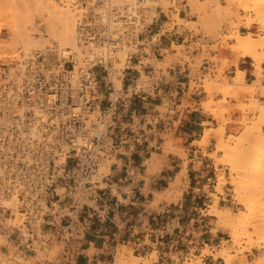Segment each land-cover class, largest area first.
<instances>
[{
  "label": "built area",
  "instance_id": "2783aa9c",
  "mask_svg": "<svg viewBox=\"0 0 264 264\" xmlns=\"http://www.w3.org/2000/svg\"><path fill=\"white\" fill-rule=\"evenodd\" d=\"M181 2L187 7V0ZM72 4L84 10L76 20L78 52L51 59L35 50L7 69L0 81V198H16L29 237L35 231V215L41 217L43 229L57 225L58 231L68 233L72 217L93 210L91 202L98 201L100 190L94 177L116 154L120 143L114 132L129 129L122 119L139 92L140 85L126 75L127 64L164 35L160 25L141 44L127 24H121L130 19L111 0ZM124 47L134 51L127 52L120 69ZM204 218L196 219L208 226ZM151 234L158 257L167 258L165 250L171 252L168 260L171 255H195L189 247L192 234L169 223Z\"/></svg>",
  "mask_w": 264,
  "mask_h": 264
},
{
  "label": "rangeland",
  "instance_id": "374dc122",
  "mask_svg": "<svg viewBox=\"0 0 264 264\" xmlns=\"http://www.w3.org/2000/svg\"><path fill=\"white\" fill-rule=\"evenodd\" d=\"M136 1V3L134 2L136 5H134L136 15L132 16V19L127 20L126 23L122 22L121 24H127L124 27H129L127 30L133 32L135 38L138 37V41L141 44L145 43L143 40L150 31H153L162 24H164V34L166 32H172L177 27L179 33L187 30L206 38L200 44L202 52L199 53L197 51L198 54L194 57L186 55L185 47L182 44L179 46L172 44L171 48L175 53L170 54V51H164L163 53L166 54V58L163 60L164 62H160L157 59L150 61L157 68L164 69V67L174 65L175 62H188L190 67L195 70L201 66L204 59H207L214 65V69L210 71L211 73L209 72L204 75L199 80V84L192 83L190 88L203 90L206 98L202 101L201 105L203 110L209 113L216 123L215 128L210 123V129L204 131L205 139L199 143L202 146H208L210 139H213V151L210 154L214 157H209L205 152L203 154L213 160L215 166V175L210 177L212 173L208 174L209 178H211L208 180V184L215 185L213 192L210 194L213 202L207 206L205 212L201 211V214L202 217H205L207 221L209 219L211 222L208 227L212 228L211 232L213 234H216L218 231L224 232L223 239H221V243L217 239L216 244H219L217 247L216 245L212 247L205 246L200 251V256H198V251L195 252V255H191L188 258L171 255V260H168L164 264H188L190 262H200V264H225L222 258L219 257L225 251L228 252L234 261H232V264H259L260 260L261 264H263V230L253 232V230L249 229L247 231L248 233L242 232V234H239L237 244L232 243V238H230L231 230L228 227L229 222L224 217H214L209 214V211L217 207L221 210L222 214H229L232 220L239 219L242 221V219L247 218L250 212H253L254 218L249 219V221L253 224H264V182L260 183L253 190L237 193L238 182L242 176L234 173L231 167V161L235 159L236 155L234 154L236 152L229 154L221 150L220 146L218 147L223 142L229 143L236 150L239 148L244 149L248 145L247 142L249 140L250 143H254L253 152L259 151L262 158L264 157V138L261 140L255 139V137L260 136V131L264 132V116H260L256 108L259 104L264 105V101H260L258 98L259 95L264 96V26H262V23H252L251 26L247 27L250 18H257L260 13L258 11L254 13L249 10H241L239 6L244 0H240L239 4L238 0H230V4L226 3L228 0H223L224 3L218 0H203L202 2H199V0H187V6L191 8L190 17L192 19L194 17L193 20H190L182 12L181 0ZM252 1L247 0L246 2L245 0L247 5H250ZM32 2L34 3L32 0H0V81L4 78L3 73L7 74V69L17 67L23 58L35 50L48 53L51 59L55 58V54L61 57L57 47L50 46L44 49L33 47L29 51H26L22 45L12 42L13 39L11 38L15 33L13 31H16L15 28L19 24L27 25L28 23H32V26H36L42 23L41 17H46V9H43L44 11L40 10L42 14L40 11L30 13L29 17H32V19L30 18V22L26 18V21L23 20L22 15L25 17V14L22 9L24 5H32ZM43 2L44 5L49 4L53 8V4H57V2L64 3V0H43ZM66 2L70 4L71 12L74 13L75 20H77L80 13L78 8L72 4L73 0H66ZM62 4L60 5L63 7ZM117 8L123 15H126L125 11L131 8V5L117 6ZM17 12H20V16ZM20 20L24 23H20ZM27 26V28L31 27L29 25ZM39 29L44 31V26H40ZM236 31L239 35L241 34L240 36H249L260 40L262 43V49L260 50L263 54L261 58L262 72L259 78L254 72L252 59L248 57L241 58L233 50L236 40L230 38ZM36 36L39 37L38 34ZM48 49L52 52H48ZM132 51H134L132 47L123 48L122 52L119 53V57L120 59L124 58V61L122 64L117 65L118 68H124L127 52ZM145 51L147 53L150 52L149 48L145 49ZM192 51L193 49L191 48L190 54ZM7 56L10 57L7 58ZM241 60H245L247 63L249 62L248 67L250 71L247 75V72L240 71L238 68ZM145 61L148 62V60ZM232 68L234 69V76L229 77L226 71ZM239 71L243 73L245 82L240 87L233 84V78L239 75ZM115 80L119 79L115 78ZM147 80L145 77L142 78V81ZM115 82L118 85L116 87L119 88L120 82ZM126 83L127 81L125 79L123 85ZM114 134L118 141L121 140V135L124 136L123 140L126 139V131L121 132L115 130ZM251 154L248 153L243 157L242 166L252 160ZM109 160L111 161L109 162ZM109 160L99 168L98 175L94 179L100 181L102 175L108 173V167L114 159L112 157ZM136 161L139 162L138 159ZM256 169L257 166L252 170L251 174L257 172ZM138 178H140V175H138ZM62 192L63 190H59V194ZM225 192L232 195L234 207L219 206L218 195H224ZM58 198L62 200V196ZM6 202L8 204L5 205ZM33 219L35 221V231L29 237L24 226L25 215L21 214V208L16 198H0V264H84L78 260V256L81 253L80 246H77V244L70 246L68 244L70 243L69 241L76 242L81 239L78 236L75 237L77 228L74 225L72 226L73 233L70 237V234L66 233L63 229L58 232L43 229L41 226L43 221L40 216L35 215ZM62 225H66V223L63 222ZM238 232L241 233V230H238ZM193 246L194 243L189 247L192 248ZM136 252L138 251L136 250ZM136 252L133 251L130 244H120L116 246L112 256L109 257L105 264H144L145 262L148 264H156L158 252L155 250L148 254H139ZM118 259L119 262L117 261Z\"/></svg>",
  "mask_w": 264,
  "mask_h": 264
},
{
  "label": "crops",
  "instance_id": "0c3cea01",
  "mask_svg": "<svg viewBox=\"0 0 264 264\" xmlns=\"http://www.w3.org/2000/svg\"><path fill=\"white\" fill-rule=\"evenodd\" d=\"M182 12L190 20L194 19L190 17V6L184 7ZM202 40L206 38L187 30L179 33L176 27L162 35L149 53L140 54L128 66V79L132 78L140 87L122 119L129 125L126 139L121 135L114 161L98 182V201L91 202L93 210L72 217L70 222L66 219L70 223L67 228L74 225L75 237L81 238L68 244L80 246L78 260L82 263L105 264L120 244H130L133 251H138L136 253L148 254L154 250L151 232L158 231L165 223L192 234L195 251L223 239V231L211 232L209 219L208 226L196 219L202 217L201 211L205 212L213 202L210 194L215 185L208 184L211 179L208 174L215 175V166L206 156L213 151V139L208 146L199 143L204 131L210 129V123L214 128L216 123L201 105L206 98L203 90L190 86L199 84L214 65L204 59L195 70L188 62H175L160 69L150 62L154 59L164 62V51L174 54L172 44H182L186 55L194 57L197 51L202 52ZM248 64L241 60L238 67L247 72L246 75L250 71ZM226 73L233 77L234 69ZM143 77L148 80L142 81ZM258 98L264 101V96ZM218 198L220 207H234L228 192ZM60 229L57 225L51 228L54 232ZM68 233L71 237L73 230ZM170 253L165 250L167 258L159 256L158 262H168Z\"/></svg>",
  "mask_w": 264,
  "mask_h": 264
},
{
  "label": "bare ground",
  "instance_id": "6f19581e",
  "mask_svg": "<svg viewBox=\"0 0 264 264\" xmlns=\"http://www.w3.org/2000/svg\"><path fill=\"white\" fill-rule=\"evenodd\" d=\"M32 5L26 6L24 5L23 11L25 14L23 16V20L26 21H31L32 17H29V14L32 13L33 11H44L46 13V17H41L42 23L38 24L36 26H32V23H28L27 25L31 26L27 28V25H20L17 26L19 28L13 34V39L12 42L15 44L22 45L23 48L26 51H29L33 47H38L40 49H44L47 47H57V50L59 51L60 55H68L70 53L78 52V47L76 43V20H75V15L73 12H71V6L64 0L63 2H57V4H53L54 7L52 8L49 4L44 5L43 0H32ZM112 1V6H119L122 7L123 5H131V8H128L125 11L126 15H122L123 17H127L128 19H132V16H135L134 12V2L136 3L137 1L135 0H111ZM227 1V0H225ZM233 1V0H231ZM237 1V0H236ZM240 0H238L239 4ZM247 2V0H246ZM241 2L240 3V9L241 10H249L255 12H259V16L257 18H250V22H248L247 27L251 26L252 23H262V26H264V10L262 12V9H264V0H253L250 5H247V3ZM63 3V4H62ZM151 3V2H150ZM226 3H231L230 0H228ZM62 4L63 7L60 5ZM152 4V3H151ZM149 5V4H148ZM136 6V5H135ZM138 7V6H137ZM81 11V12H80ZM41 12V11H40ZM80 13L84 12V10H79ZM137 12V11H136ZM18 15L20 12H17ZM79 13V14H80ZM138 13V12H137ZM42 14V12H41ZM20 16V15H19ZM19 18V17H17ZM22 18V17H20ZM26 18V19H25ZM31 18V19H30ZM22 21L20 20V23ZM24 23V22H22ZM26 23V22H25ZM23 28H22V27ZM27 26V27H26ZM40 26H44V31H41L39 29ZM116 26V25H115ZM21 28V29H20ZM31 28V29H30ZM30 29V30H29ZM263 29V28H262ZM264 31V29H263ZM39 35L37 37L36 35ZM241 35V34H240ZM237 31L236 33L230 38L233 40H236V43L234 44V52L238 53L240 57H248L252 59L253 61V68L254 72L259 78L262 72V67H261V58H262V53L260 50L262 49V43L260 40L251 38L249 36H240ZM24 50V51H25ZM48 52L50 51L49 49L47 50ZM52 52V51H50ZM122 52V51H121ZM10 56H7L9 58ZM120 64L124 61V58L120 59ZM119 80H115L114 82ZM116 83V82H115ZM233 84L236 86H242L245 84L244 82V76L243 73L239 71V75L235 76L233 78ZM118 87V85L116 84ZM120 87V86H119ZM257 112L259 113L260 116H264V105L259 104L257 107ZM220 138V137H219ZM264 138V132L260 131V136L255 137L256 140H261ZM202 140L205 139L204 135L201 138ZM221 139V138H220ZM222 140V139H221ZM219 143V141H218ZM248 145L244 147V149H234L232 148V145L229 143H220L218 147L220 146L221 150H224L231 154V152H236L234 155H236L235 159L231 161V167L234 173L240 174L242 176L241 180L238 182V192H248L249 190L255 189L257 186L260 185V183L264 182V157L262 158V155L259 153V151L253 152V147L254 143H250L248 140ZM248 153H252V160L248 163H246L244 166H242V159L244 156H246ZM209 157H214L211 154H208ZM110 162V160H109ZM257 166V169L254 174H251L252 170L255 169ZM236 193V194H237ZM239 195V194H238ZM8 204V202L5 203V205ZM209 214L214 216V217H224L225 220L228 223V227L231 230V237L232 238V243L238 242L239 239V234L243 233H248L247 231L249 229L253 230V232L263 230L264 231V224H253L249 221V219L254 218L253 212H250L249 215L247 216L246 219H242L240 221L239 219L237 220H232L229 214H222L221 210L217 207L213 208V210L209 211ZM238 230H241V233L238 232ZM250 236V234H248ZM234 241V242H233ZM121 253V252H120ZM122 255V254H121ZM219 256V255H218ZM222 258V260L225 262V264H232V258L229 256L228 252H222L219 256ZM135 258V257H134ZM132 259V258H131ZM125 260V258H124ZM138 260V258H137ZM119 262V259L117 260ZM126 261V260H125ZM131 262V261H130ZM234 262V261H233ZM264 262V259H263ZM129 263V262H128ZM135 263V262H134ZM133 264V263H132ZM144 264H148L145 262ZM188 264H200V262H190ZM257 264V263H256ZM259 264H261V260L259 261ZM264 264V263H263Z\"/></svg>",
  "mask_w": 264,
  "mask_h": 264
}]
</instances>
